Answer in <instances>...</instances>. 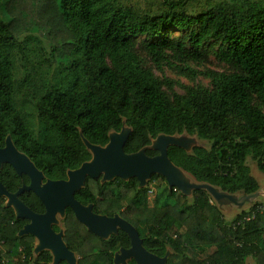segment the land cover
Wrapping results in <instances>:
<instances>
[{
	"label": "trees",
	"instance_id": "1",
	"mask_svg": "<svg viewBox=\"0 0 264 264\" xmlns=\"http://www.w3.org/2000/svg\"><path fill=\"white\" fill-rule=\"evenodd\" d=\"M194 1L162 0L166 10L147 15L119 0H0V147L11 136L47 178L65 179L68 170L91 159L80 131L91 144L105 146L109 133L119 132L125 121L132 128L126 153L150 145L160 134L197 136L209 148L187 153L171 147L175 165L197 182L231 194L261 189L247 161L251 158L264 171V3H211L191 15L187 7ZM172 31L185 34L174 39ZM32 33L51 44L52 60L60 66L55 82L29 97L40 124L38 138L17 105L11 53L15 41ZM140 37L156 64L168 52L181 63L203 61L215 44V58L233 71L207 72L211 88L170 95L164 89L169 83L141 63L135 51ZM29 80L28 74L24 83ZM0 179L10 192L21 185L9 165ZM138 184L137 179H117L101 186L89 178L75 197L84 205L93 203L96 212L119 213L136 227L149 251L164 256L169 249L167 264H246L249 258L264 264V213L244 220L263 203L256 201L228 223L206 191L188 198L169 189L159 175L145 189ZM163 184L166 198L159 203ZM21 199L34 212H43L33 194ZM23 225L0 199V264H50L48 253L34 256V237L18 236ZM64 228V241L79 256L78 264H114L117 242L127 240L123 231L109 241L97 238L70 209ZM199 248L214 251L200 258Z\"/></svg>",
	"mask_w": 264,
	"mask_h": 264
},
{
	"label": "water",
	"instance_id": "2",
	"mask_svg": "<svg viewBox=\"0 0 264 264\" xmlns=\"http://www.w3.org/2000/svg\"><path fill=\"white\" fill-rule=\"evenodd\" d=\"M132 133V128L123 122L122 129L109 133V141L105 146L91 144L80 131L83 144L91 154V159L79 168L67 171V179L43 184L45 176L32 160L20 152L13 143L11 136H7L6 145L0 148V172L5 164H9L18 175L25 174L30 180L29 186L11 193L0 181V198H6V208H11L17 219L28 220L18 233L19 237L32 236L36 240L34 256L49 251L53 256L52 264H78V257L64 242V231L56 233L53 226H58L66 217V210L70 208L77 221L90 233L102 240L111 235H117L119 230L125 232L131 240L130 249H120L115 254L114 264H127V260H135L137 264H167L170 252L160 257L150 253L143 246L138 230L119 215L108 217L97 215L93 206H85L75 198V194L85 188L87 180L100 179L101 183H111L116 179L125 182L137 179L139 188H146L154 175L162 176L169 189H176L182 195L191 198L195 191H206L223 213L229 209L238 210L245 205L254 204L260 197L264 198V188L248 195L231 194L222 191L208 183L197 182L182 168L175 165L169 158L171 147H178L191 153L195 147H201L197 136L188 134L165 135L158 137L135 153H126L125 145ZM148 150L157 151L154 157L147 155ZM33 192L45 206L44 214L33 212L20 199L25 192ZM246 264H252L248 261Z\"/></svg>",
	"mask_w": 264,
	"mask_h": 264
},
{
	"label": "rangeland",
	"instance_id": "3",
	"mask_svg": "<svg viewBox=\"0 0 264 264\" xmlns=\"http://www.w3.org/2000/svg\"><path fill=\"white\" fill-rule=\"evenodd\" d=\"M238 1L241 0H195L187 7V12L194 15L208 7L211 3ZM255 1L264 3V0ZM119 3L123 7H132L140 13L147 15H160L166 10L162 0H119ZM184 34L185 32L182 31H172L169 35L171 38L177 39ZM144 42V37L138 38L135 42V51L144 67L151 69L154 75L161 81L169 83L171 89L166 85L164 89L170 95L172 92L183 95L186 93L187 88H211V80L205 75L207 72L230 73L233 71L230 67L219 62L215 58L213 53L217 48L215 44L208 47L207 59L203 61L181 63L176 60L171 52H168L166 58L159 64H156L147 54ZM11 53L14 59L17 105L26 116L34 136L38 138L40 134V124L36 117L34 103L29 97L43 84L54 83L58 76L60 66L55 64L52 60L51 44L38 33L26 35L15 41ZM28 74L30 75V80L24 83ZM199 141L201 145L209 148L210 144L207 141L200 139ZM247 164L251 168L252 176L258 180L261 188H264V171H261L251 158L248 159ZM165 187L166 185L163 184L159 191V203L164 202L166 198V193L164 191ZM257 201L264 205V198L260 197ZM250 207L251 205H245L238 210L229 209L227 213H224L226 222H233L242 211H248ZM176 230L178 233L184 234V228L178 227ZM197 251L200 258H206L214 251V248H199ZM248 261H251L252 264H256L252 258L247 259V262Z\"/></svg>",
	"mask_w": 264,
	"mask_h": 264
},
{
	"label": "flooded vegetation",
	"instance_id": "4",
	"mask_svg": "<svg viewBox=\"0 0 264 264\" xmlns=\"http://www.w3.org/2000/svg\"><path fill=\"white\" fill-rule=\"evenodd\" d=\"M14 143V142H13ZM151 144V143H150ZM5 145H6V141H5ZM5 145L3 146V147H0V148H4L5 147ZM15 145V144H14ZM17 148V147H16ZM148 151H153V150H148ZM21 152V151H20ZM154 152H156V154L155 155H153V156H150V157H154V156H157L159 153L157 152V151H154ZM23 153V152H22ZM25 154V153H24ZM149 156V155H148ZM33 162V161H32ZM5 165H9V164H5ZM4 165V166H5ZM3 166V167H4ZM10 166V165H9ZM36 166V165H35ZM12 167V166H11ZM3 169V168H2ZM13 169V168H12ZM14 170V169H13ZM74 170V169H73ZM2 171V170H1ZM15 171V170H14ZM41 171V170H40ZM43 172V171H42ZM16 173V172H15ZM0 174H1V172H0ZM43 174H44V172H43ZM16 175L18 176V178H19V182H20V187L18 188V190L20 189V188H22V187H24V186H29L30 184H31V180H30V178L27 176V175H25V174H22V175H18L17 173H16ZM44 176H45V179L43 180V184L44 183H46L47 182V180H52V179H49V178H47L46 177V175L44 174ZM65 179H67V175H66V178ZM65 179H60V180H65ZM93 180H96V181H98L99 183H100V185L101 186H103V185H105V184H102L101 183V178L100 179H93ZM117 180V179H116ZM116 180L114 181V182H116ZM0 181H1V179H0ZM52 181H59V180H52ZM113 182V183H114ZM2 183V182H1ZM139 183V182H138ZM167 183V182H166ZM3 184V183H2ZM4 185V184H3ZM5 186V185H4ZM6 187V186H5ZM167 187H168V185H167ZM7 188V187H6ZM138 189H140L139 188V184H138ZM142 189H145V188H142ZM8 190V189H7ZM17 190V191H18ZM141 190V189H140ZM9 191V190H8ZM17 191H15V192H17ZM10 192V191H9ZM15 192H11V193H15ZM26 193H29V194H33L34 196H36L33 192H28V191H25V192H23L21 195H20V199H21V197L24 195V194H26ZM78 193V192H77ZM76 195V194H75ZM37 197V196H36ZM38 198V197H37ZM76 198V197H75ZM1 200H4V206L6 205V203H7V199L6 198H0ZM39 199V198H38ZM22 200V199H21ZM77 200V199H76ZM23 201V200H22ZM39 201H40V199H39ZM41 202V201H40ZM80 202V201H79ZM81 203V202H80ZM41 204L43 205V203L41 202ZM82 204V203H81ZM26 205V204H25ZM84 205V204H83ZM88 205H92L93 206V212L95 213V214H97V215H105V216H108V215H106V214H102V213H100V212H96L95 211V208H94V204L93 203H89V204H87V205H85V206H88ZM27 206V205H26ZM43 207H44V209H43V212L42 213H37V214H44L45 213V211H46V209H45V206L43 205ZM30 208V207H29ZM11 209V208H10ZM31 209V208H30ZM68 209H70V208H67V210H66V216H67V211H68ZM13 210V209H12ZM32 210V209H31ZM71 210V209H70ZM33 211V210H32ZM123 211H125V209H123L122 210V212ZM14 212V211H13ZM34 212V211H33ZM36 213V212H35ZM115 215H119L120 217H122L119 213H116V214H114V215H112V216H108V217H113V216H115ZM15 218H16V216H15ZM124 220H126L124 217H122ZM17 219V218H16ZM65 219H66V217H65ZM65 219H62L61 220V223H60V225H58V226H53V229H54V231L56 232V233H59L61 230H63V231H65V228H64V220ZM17 220H19V219H17ZM20 220H23V219H20ZM24 221V225H23V227L25 226V225H27L28 223H29V221L28 220H23ZM127 221V220H126ZM127 222H129V221H127ZM130 223V222H129ZM131 224V223H130ZM133 225V224H132ZM134 226V225H133ZM22 227V228H23ZM135 227V226H134ZM57 230H56V229ZM136 228V227H135ZM121 230H119V232H120ZM118 232V233H119ZM118 233H117V235H118ZM125 233V232H124ZM139 233V232H138ZM91 234H93V233H91ZM64 235H65V232H64ZM94 235V234H93ZM117 235H111L107 240H104V241H109L113 236H117ZM126 236H127V240L125 239V241L123 242V244L124 245H122V243L121 242H117V245H118V249L114 252V255H113V263H114V259H115V254L120 250V249H130L131 248V240H130V238H129V236L126 234ZM139 236H140V234H139ZM97 237V236H96ZM98 238V237H97ZM140 238L142 239V241L144 240L141 236H140ZM35 239V238H34ZM63 239H64V237H63ZM100 239V238H99ZM102 240V239H101ZM65 242V241H64ZM35 244H36V240H35ZM35 246V245H34ZM143 246H144V241H143ZM145 247V246H144ZM145 249H146V247H145ZM147 251H149L148 249H146ZM167 251H169L170 252V255H171V251L169 250V249H167ZM167 251H166V253H167ZM44 252H46V253H48L50 256H51V258H52V260H51V263L50 264H52V261H53V256L51 255V253L49 252V251H44ZM44 252H42V253H44ZM150 253H152V254H155V253H153V252H151V251H149ZM165 253V254H166ZM41 254V253H40ZM77 255V254H76ZM155 255H157V254H155ZM157 256H159V255H157ZM165 256V255H164ZM77 257H78V261H79V256L77 255ZM160 257H163V256H160ZM170 257V256H169ZM169 259V258H168ZM168 262V261H167ZM60 264H67L66 262H61ZM127 264H137V262L135 261V260H133V259H131V260H127Z\"/></svg>",
	"mask_w": 264,
	"mask_h": 264
},
{
	"label": "built area",
	"instance_id": "5",
	"mask_svg": "<svg viewBox=\"0 0 264 264\" xmlns=\"http://www.w3.org/2000/svg\"><path fill=\"white\" fill-rule=\"evenodd\" d=\"M258 213H264V205L257 206L254 211L252 212V216L245 217L244 220H250L251 218H254V216Z\"/></svg>",
	"mask_w": 264,
	"mask_h": 264
}]
</instances>
